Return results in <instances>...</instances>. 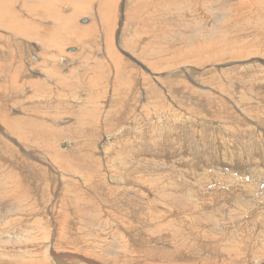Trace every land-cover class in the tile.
I'll return each instance as SVG.
<instances>
[{"label": "rangeland", "instance_id": "rangeland-1", "mask_svg": "<svg viewBox=\"0 0 264 264\" xmlns=\"http://www.w3.org/2000/svg\"><path fill=\"white\" fill-rule=\"evenodd\" d=\"M41 1L0 0V264H264V0Z\"/></svg>", "mask_w": 264, "mask_h": 264}, {"label": "bare ground", "instance_id": "bare-ground-1", "mask_svg": "<svg viewBox=\"0 0 264 264\" xmlns=\"http://www.w3.org/2000/svg\"><path fill=\"white\" fill-rule=\"evenodd\" d=\"M11 1V0H10ZM48 0H42L41 1V4H46V2H47ZM54 1V0H53ZM56 1V0H55ZM68 1V0H67ZM66 1V2H67ZM73 1V0H72ZM75 1V0H74ZM73 1V3H75L76 4V2H74ZM95 1V0H94ZM8 2V1H7ZM57 2V1H56ZM61 2H63V0L61 1ZM70 2V1H69ZM92 2H93V0H92ZM91 2V3H92ZM124 2V1H123ZM8 3H10V2H8ZM12 3V2H11ZM78 3V2H77ZM4 4V3H3ZM54 4H55V2H54ZM254 4V3H253ZM258 4H260V3H258ZM98 5V4H97ZM126 5V4H125ZM75 6V5H74ZM76 6H78L77 4H76ZM109 6H111V5H109ZM122 6V5H121ZM127 6V5H126ZM0 23H2L4 26H6L8 29H10V30H12L13 32L15 31L16 33L18 32V35H22V36H25L26 34V36L25 37H29V39L30 38H33L34 36L36 37L37 35H33L32 34V32H34L35 31V29H36V27L35 26H32L30 23H29V21L27 22V21H25V23H23L21 20V24H20V21L17 19V17H16V14L15 15H12L13 13H12V10H10L11 9V4H8L7 6H6V4H5V6L4 5H1L0 4ZM9 7V8H8ZM85 7V6H84ZM97 7V6H96ZM124 7V6H123ZM28 8V7H27ZM87 8V7H86ZM100 8V7H99ZM119 8V7H118ZM53 9V8H52ZM52 9H45V11L49 14V15H53V12H54V10H52ZM108 9H110L109 7H108ZM30 10H31V8H30ZM80 10H83V8L81 9L80 8ZM138 10V9H137ZM10 11H11V13H10ZM32 11V10H31ZM30 11V12H31ZM79 10L77 9V12H78ZM85 11V10H84ZM109 11V10H108ZM244 11V10H243ZM80 12V11H79ZM81 12H83V11H81ZM80 12V13H81ZM103 12H105V11H103ZM80 13H76L75 15H79ZM84 13V12H83ZM108 13V12H107ZM210 13V12H209ZM226 13V12H225ZM102 14V13H101ZM143 14V13H142ZM215 14V13H214ZM228 14H230V13H228ZM184 15V14H183ZM231 15H233V13L231 14ZM207 16V15H206ZM104 17V16H103ZM192 17V16H191ZM83 18V17H82ZM87 18V15H86V17L85 18H83V21L84 22H86L88 19H86ZM75 19V18H74ZM192 19V18H191ZM202 19H203V17H202ZM253 19V18H252ZM99 20V19H98ZM125 20V19H124ZM219 20H221V19H219ZM222 20H223V18H222ZM225 20V19H224ZM230 20H234L233 18H231L230 17ZM258 20V19H257ZM64 21H66V19L64 20ZM212 21V20H211ZM215 21V20H214ZM256 21V20H255ZM215 22H217L218 23V21H215ZM72 21H67V23L63 26V27H65V28H62V26H61V30H62V32H63V30L65 31L66 29H70V27L72 26ZM196 23V22H195ZM214 23V22H213ZM235 23V22H234ZM256 23V22H255ZM263 23V22H262ZM203 24V23H202ZM237 24V23H236ZM75 24H73V27H76V26H74ZM208 25H210V24H208ZM257 25V24H256ZM119 26V25H118ZM198 26V25H197ZM246 26V25H245ZM244 26V27H245ZM220 27V26H219ZM72 28V27H71ZM77 28V27H76ZM203 28V27H202ZM213 29V28H212ZM242 30V29H241ZM28 31H30L31 32V35L29 36V33H28ZM67 31V30H66ZM69 31V30H68ZM88 31V30H87ZM91 31V30H90ZM200 31V30H199ZM27 32V33H26ZM89 33V32H88ZM87 33V34H88ZM74 35V34H73ZM243 35V34H242ZM120 36V35H119ZM121 37V36H120ZM119 37V38H120ZM172 38V37H171ZM203 38V37H202ZM80 40L82 39V38H79ZM228 39V38H227ZM37 40H39L38 38H37ZM120 40V39H119ZM223 40V39H222ZM116 41V40H115ZM121 41V40H120ZM227 41V40H226ZM28 42V41H27ZM219 43V42H218ZM224 43V42H223ZM30 43L28 42V44L27 45H29ZM117 44V43H116ZM41 45V44H40ZM48 45H50L49 43H48ZM209 45H211V44H209ZM124 46V45H123ZM213 46V45H212ZM41 49H42V46H41ZM209 49H210V47H209ZM211 49H214V48H211ZM86 51H88V50H86ZM123 51V50H122ZM214 51V50H213ZM200 52V51H199ZM210 53H212V52H210ZM214 53H215V51H214ZM251 58H253V57H251ZM43 61V60H42ZM232 61V60H231ZM255 62V61H254ZM144 63V62H143ZM31 64V63H30ZM84 65V64H83ZM246 65V64H245ZM176 68V67H175ZM235 68V67H234ZM260 68V67H259ZM239 69V68H238ZM237 69V70H238ZM223 71V70H222ZM228 71V70H227ZM243 71H245V70H243ZM190 72V71H189ZM225 73V72H224ZM223 73V74H224ZM235 73V72H234ZM253 74V73H252ZM241 76V75H240ZM179 78V77H178ZM216 78V77H215ZM182 79V78H181ZM185 79V78H184ZM183 79V80H184ZM188 82V81H187ZM192 82V81H191ZM219 82V81H218ZM232 83V82H231ZM184 84V83H183ZM226 84V83H225ZM241 84H242V82H241ZM168 85V84H167ZM204 88H206V87H204ZM228 88V87H227ZM190 89V88H189ZM177 90V89H176ZM188 90V89H187ZM209 91V90H208ZM221 91H223V90H221ZM254 92V91H253ZM114 93H115V91H114ZM194 93V92H193ZM121 94V93H120ZM242 94V93H241ZM180 96V95H179ZM250 96V95H249ZM182 97V96H181ZM196 97V96H195ZM112 98V97H111ZM110 98V99H111ZM197 98V97H196ZM255 98V97H254ZM250 101V100H249ZM114 102V101H113ZM182 103V102H181ZM197 104V103H196ZM224 107V106H223ZM105 111V110H104ZM106 113V112H105ZM102 114V113H101ZM107 116H108V113H107ZM111 116V115H110ZM204 116V115H203ZM157 117V116H156ZM169 117V116H168ZM158 118V117H157ZM200 119V118H199ZM248 120V119H247ZM179 121V120H178ZM245 123V122H244ZM164 124V123H163ZM219 124H220V122H219ZM2 125H4V124H2ZM217 126V125H216ZM180 127V126H179ZM178 128V127H177ZM7 129V128H6ZM9 129V128H8ZM119 131V130H118ZM123 131V130H122ZM216 131V130H215ZM217 132V131H216ZM231 133V132H230ZM168 134V133H167ZM174 136V135H173ZM118 137V136H117ZM183 137V136H182ZM174 140V139H173ZM157 142V141H156ZM23 148H21L25 153H27L30 157L31 156H34V152H32V150H31V152L29 151L30 149L28 148V147H26V146H22ZM26 154V155H27ZM28 156V157H29ZM44 163H47L46 162V157H44ZM49 164V163H48ZM50 166H52V168L53 169H55L54 170V174H56L57 173V171H59L60 169H58L56 166H53V165H51V163H50ZM5 167V166H4ZM8 168V167H7ZM6 168V169H7ZM8 170V169H7ZM2 171H4V170H2ZM10 174H11V171H10ZM13 174V173H12ZM257 175L258 176H261L262 175V173H258L257 172ZM11 176V175H10ZM14 176V175H13ZM15 179H16V177H14ZM13 178V179H14ZM9 179H10V177H9ZM18 179V178H17ZM102 179V178H101ZM12 180V179H11ZM107 181V180H106ZM3 182H5L6 184H10V182L8 181V179H4L3 180ZM13 182V181H12ZM18 182H20V181H18ZM2 182H0V184H1ZM15 183H17V181L16 182H14V184ZM93 183V182H92ZM13 184V183H12ZM13 184V185H14ZM19 184L20 183H18L17 185L19 186ZM4 184H2V186H3ZM1 186L0 187V199H5L6 197H8V196H11L12 194H11V189L14 187V186ZM15 186H16V184H15ZM21 186V185H20ZM14 188H16V187H14ZM98 188V187H97ZM6 189V191L8 190V191H10V192H5L4 190ZM20 189H22V188H20ZM16 190V189H15ZM18 190H19V188H18ZM114 190V189H113ZM251 191V190H250ZM24 196V195H23ZM24 198V197H23ZM15 201V200H14ZM19 200H16V203L18 202ZM246 201V200H245ZM13 202V201H12ZM250 202V201H249ZM15 203V202H14ZM251 203V202H250ZM11 204V203H10ZM19 205L20 206H22V205H24V203H22L21 201H20V203H19ZM17 206V205H16ZM19 206V207H20ZM256 206V205H255ZM15 207V206H14ZM17 208V207H16ZM21 208V207H20ZM11 209V208H10ZM14 209V208H13ZM12 209V211H14ZM9 211V210H8ZM28 213V212H27ZM15 214V213H14ZM5 217V216H4ZM16 217V216H15ZM261 217H263V216H261ZM256 219V218H255ZM258 220H259V217H258ZM67 221V220H66ZM14 222V221H13ZM252 222V221H251ZM12 223V222H11ZM57 223H60V222H57ZM234 224V223H233ZM58 229V228H57ZM12 231V230H11ZM14 233V232H13ZM41 233V232H40ZM25 235H26V233H24ZM28 235V234H27ZM30 235V234H29ZM34 235V234H33ZM36 235V234H35ZM1 236V235H0ZM19 236V235H18ZM17 236V237H18ZM32 236V235H31ZM20 237V236H19ZM29 237V236H28ZM24 238H26V236L24 237ZM19 239V238H18ZM236 240V239H235ZM1 242H5V241H3V240H1ZM7 242H9V241H7ZM239 242V241H238ZM226 245V244H225ZM243 245V244H242ZM241 245V246H242ZM230 247H231V245H230ZM244 247V246H243ZM229 248V247H228ZM232 248V247H231ZM241 249V248H240ZM243 250V249H242ZM254 250V249H253ZM119 252L121 251V250H118ZM230 252V251H229ZM254 253V252H253ZM257 253V252H256ZM244 254V253H243ZM255 254V253H254ZM259 254V253H258ZM258 254H256V256H258ZM61 255V254H60ZM245 255V254H244ZM260 255V254H259ZM247 256V255H246ZM129 257V256H128ZM127 257V258H128ZM234 257V256H233ZM245 257V256H244ZM123 258V257H122ZM131 258V257H130ZM129 258V259H130ZM234 258H236V257H234ZM233 258V259H234ZM242 258V257H241ZM263 258V257H262ZM91 259H93V258H91ZM115 259H117V258H115ZM126 259V258H125ZM232 259V260H233ZM260 259H261V257H260ZM126 260H128V259H126ZM156 260V259H155ZM235 260H238V258L237 259H235ZM242 260H244V258L242 259ZM252 260H254V259H252ZM257 260V259H256ZM258 260H259V258H258ZM258 260L256 261L257 263H258ZM91 261V260H90ZM93 261V260H92ZM248 261V260H247ZM237 262V261H236ZM259 262H261V261H259ZM99 263V262H98ZM98 263H95V264H98ZM127 263V262H126ZM144 263V262H143ZM142 263V264H143ZM230 263V262H229ZM233 263V262H232ZM100 264V263H99ZM170 264V263H169ZM236 264V263H235ZM239 264V263H238ZM240 264H241V262H240ZM245 264V263H244ZM249 264V263H248Z\"/></svg>", "mask_w": 264, "mask_h": 264}]
</instances>
